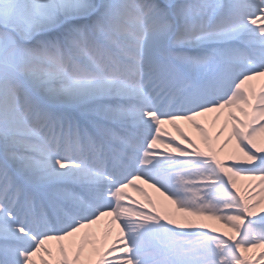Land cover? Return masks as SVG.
I'll return each mask as SVG.
<instances>
[{
	"label": "snow or ice",
	"instance_id": "snow-or-ice-1",
	"mask_svg": "<svg viewBox=\"0 0 264 264\" xmlns=\"http://www.w3.org/2000/svg\"><path fill=\"white\" fill-rule=\"evenodd\" d=\"M262 212L264 0H0V264H264Z\"/></svg>",
	"mask_w": 264,
	"mask_h": 264
},
{
	"label": "bare ground",
	"instance_id": "bare-ground-1",
	"mask_svg": "<svg viewBox=\"0 0 264 264\" xmlns=\"http://www.w3.org/2000/svg\"><path fill=\"white\" fill-rule=\"evenodd\" d=\"M181 126L187 128L186 125H183V124H182ZM167 129H168L169 131H171V127H168ZM191 134H192L194 137H197V136H198V134L195 133L194 130H192ZM181 146H183V144H182ZM158 150L162 151L163 149H158ZM245 182H246V184H248V183H258V181H245ZM238 183L242 184V181H239ZM138 184H139V182H138ZM139 186L145 188V189L149 192L150 195H153L154 197H157V196H158V193H155L153 189H149V188H147V185H142V184H140ZM128 192H129V194L132 195L135 199H137V200H142V198L139 197V196H138L135 192H133L131 189H129ZM161 199H162V198H161ZM169 206L172 207V208L175 207L174 205H169ZM206 222L209 223L210 225H213V226H216V227L222 228V225H218V224L215 223L214 221H206Z\"/></svg>",
	"mask_w": 264,
	"mask_h": 264
},
{
	"label": "rangeland",
	"instance_id": "rangeland-1",
	"mask_svg": "<svg viewBox=\"0 0 264 264\" xmlns=\"http://www.w3.org/2000/svg\"><path fill=\"white\" fill-rule=\"evenodd\" d=\"M246 182L245 181H242V184H245ZM260 214H264V212L260 213ZM250 219H252V217H250ZM215 223H217L218 225H221L220 222L218 221H214Z\"/></svg>",
	"mask_w": 264,
	"mask_h": 264
}]
</instances>
